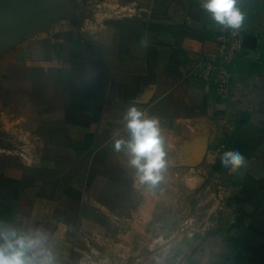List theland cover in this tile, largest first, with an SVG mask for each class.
<instances>
[{"label":"crops","instance_id":"1","mask_svg":"<svg viewBox=\"0 0 264 264\" xmlns=\"http://www.w3.org/2000/svg\"><path fill=\"white\" fill-rule=\"evenodd\" d=\"M23 2L0 37V222L46 231L59 264H264V0H239L227 100L189 75L217 47L201 0ZM131 105L165 137L152 190L113 148Z\"/></svg>","mask_w":264,"mask_h":264},{"label":"clouds","instance_id":"2","mask_svg":"<svg viewBox=\"0 0 264 264\" xmlns=\"http://www.w3.org/2000/svg\"><path fill=\"white\" fill-rule=\"evenodd\" d=\"M238 3L239 0H201V7L215 24L237 32L243 28L246 17ZM141 43L146 45V39ZM123 119L128 138L115 139L113 148L128 157V167L134 170L138 184L155 189L168 171L160 120L149 117L136 105L127 108ZM220 163L236 171L245 167L247 160L238 150H228L221 154ZM0 264H59V261L46 231L39 228L24 231L0 222Z\"/></svg>","mask_w":264,"mask_h":264},{"label":"built area","instance_id":"3","mask_svg":"<svg viewBox=\"0 0 264 264\" xmlns=\"http://www.w3.org/2000/svg\"><path fill=\"white\" fill-rule=\"evenodd\" d=\"M94 6L97 12H103L106 0H86V6ZM216 50L204 52L199 62L192 68L189 75L203 79L214 87L215 94L222 100L231 95V79L235 72V63L244 52V28L237 32L222 26L214 35ZM25 147V146H24ZM24 148V152H25ZM248 219L239 213L230 211L227 223L246 226Z\"/></svg>","mask_w":264,"mask_h":264},{"label":"water","instance_id":"4","mask_svg":"<svg viewBox=\"0 0 264 264\" xmlns=\"http://www.w3.org/2000/svg\"><path fill=\"white\" fill-rule=\"evenodd\" d=\"M25 4L23 0H0V37L5 35L10 27L23 23L21 15H24Z\"/></svg>","mask_w":264,"mask_h":264},{"label":"rangeland","instance_id":"5","mask_svg":"<svg viewBox=\"0 0 264 264\" xmlns=\"http://www.w3.org/2000/svg\"><path fill=\"white\" fill-rule=\"evenodd\" d=\"M207 208H208V207H207ZM207 215H208L207 212L205 213V211H203V213H202L201 216H202L203 218H205V217H207ZM203 226H205V223H204ZM157 256H158V257H163L164 254H162V253H158ZM128 257H129V256H128Z\"/></svg>","mask_w":264,"mask_h":264},{"label":"trees","instance_id":"6","mask_svg":"<svg viewBox=\"0 0 264 264\" xmlns=\"http://www.w3.org/2000/svg\"><path fill=\"white\" fill-rule=\"evenodd\" d=\"M247 38H251V37H250V36H247V37H246V39H247ZM252 40H255V39H254V38H252Z\"/></svg>","mask_w":264,"mask_h":264}]
</instances>
